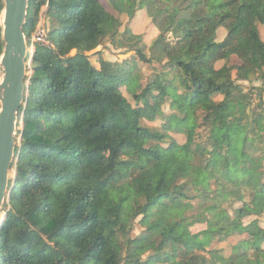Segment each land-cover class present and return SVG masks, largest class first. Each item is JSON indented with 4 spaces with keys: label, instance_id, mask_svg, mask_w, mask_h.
<instances>
[{
    "label": "trees",
    "instance_id": "16d2710c",
    "mask_svg": "<svg viewBox=\"0 0 264 264\" xmlns=\"http://www.w3.org/2000/svg\"><path fill=\"white\" fill-rule=\"evenodd\" d=\"M106 1L29 0L0 264H264V227L243 223L264 215V40L255 50L239 36L260 34L264 0H222L237 21L222 41L225 18L204 28L211 0ZM143 8L159 30L150 56L129 30L122 46L161 67L144 85L138 65L89 57ZM255 74L263 86L245 92ZM231 238L230 256L214 248Z\"/></svg>",
    "mask_w": 264,
    "mask_h": 264
},
{
    "label": "rangeland",
    "instance_id": "374dc122",
    "mask_svg": "<svg viewBox=\"0 0 264 264\" xmlns=\"http://www.w3.org/2000/svg\"><path fill=\"white\" fill-rule=\"evenodd\" d=\"M103 4L107 7V1L106 0H101ZM208 9L210 11V20L205 23L204 28L208 29L212 27L213 25H216L218 22L222 21L224 18L227 20L225 24L218 30L217 32V40L222 41L228 31L235 27L237 25V21L232 17H230L223 8V3L222 0H211L208 3ZM151 11L149 9H139L137 13L135 14L134 17H129L128 15L124 14L120 16V25H118L113 34L112 37L107 38L101 47H99L95 52L90 53V61L91 63L96 66L100 67L99 65V56L97 52H101L102 58H104L106 61L111 62V63H118L119 65L123 66V68L127 69L128 64L130 65H138L141 74L143 76L142 83L147 84L149 78L152 76L153 72H158L161 70V67L158 64H154V67H149L147 65H144L140 63L138 58L136 57L135 51L131 50L127 46H122L123 44V37L124 33L129 30L131 34L137 35V36H142V41L143 45L146 46V53L148 56H150V47L152 46L153 42L159 35V30L155 27L151 16H150ZM2 22V18H1ZM45 34H46V26L44 24L40 23L38 31L35 34V41H39L40 38L45 40ZM240 38L244 40H248L252 46L253 49L257 50L258 44L260 42V37L262 40H264V28H260V34L258 35L255 32H251L248 29L241 30L239 34ZM201 37V35H200ZM200 40H198L199 42ZM33 49H31V52ZM29 53V50H28ZM30 62H28V65L30 67ZM224 63L218 64V68L222 67ZM241 65V60L234 56L231 58V61H229V66H240ZM31 72H28V77L30 76ZM5 72L3 67L0 64V84L3 81ZM236 75V72H235ZM241 85H243V89L245 92H252L253 94L256 93V89L260 88L263 86V83L259 77L258 74L252 75L249 81H244L240 82ZM27 86H30V82L27 81ZM29 89V88H28ZM29 91V90H28ZM124 94L127 95L126 90L123 89ZM129 97V100L134 104V101L132 98ZM264 101V100H263ZM259 104V99L255 97V101L253 103L254 106H257ZM168 111V109H166ZM16 116H18L16 114ZM19 118V116L17 117ZM161 121H157L155 123H148V125L153 126V127H160ZM19 129V128H17ZM170 135L179 143L183 144L186 139L183 135H178L175 134L174 132L170 133ZM20 145V139L17 136L16 138V147ZM13 177V174L12 176ZM10 194V192H9ZM236 208H241V204L235 205ZM255 220H258L259 223L261 224L262 227H264V215L259 216V217H246L243 219L244 224H249ZM206 228V225H196L190 229L192 233H198L202 231L203 229ZM142 229L137 225L136 229L134 231V236L140 235ZM188 231H185L184 234H186ZM239 238H231L229 239L226 243H223L222 245L215 244L214 248L219 250L221 249L223 252V255L225 256H230L232 252V246L238 242ZM264 246V245H263Z\"/></svg>",
    "mask_w": 264,
    "mask_h": 264
},
{
    "label": "water",
    "instance_id": "95a60500",
    "mask_svg": "<svg viewBox=\"0 0 264 264\" xmlns=\"http://www.w3.org/2000/svg\"><path fill=\"white\" fill-rule=\"evenodd\" d=\"M3 2L4 50L0 64L5 75L0 84V220L5 218L3 207L9 195L8 184L15 162L18 112L27 93L25 83L27 84L28 75V45L24 27L29 8V0Z\"/></svg>",
    "mask_w": 264,
    "mask_h": 264
},
{
    "label": "built area",
    "instance_id": "2783aa9c",
    "mask_svg": "<svg viewBox=\"0 0 264 264\" xmlns=\"http://www.w3.org/2000/svg\"><path fill=\"white\" fill-rule=\"evenodd\" d=\"M39 41H41V42H45V40H43L42 38H40Z\"/></svg>",
    "mask_w": 264,
    "mask_h": 264
},
{
    "label": "bare ground",
    "instance_id": "6f19581e",
    "mask_svg": "<svg viewBox=\"0 0 264 264\" xmlns=\"http://www.w3.org/2000/svg\"><path fill=\"white\" fill-rule=\"evenodd\" d=\"M29 88V87H28Z\"/></svg>",
    "mask_w": 264,
    "mask_h": 264
}]
</instances>
